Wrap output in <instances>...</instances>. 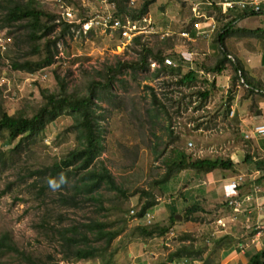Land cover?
<instances>
[{
  "label": "rangeland",
  "instance_id": "374dc122",
  "mask_svg": "<svg viewBox=\"0 0 264 264\" xmlns=\"http://www.w3.org/2000/svg\"><path fill=\"white\" fill-rule=\"evenodd\" d=\"M37 1L56 15L63 18L70 16L75 22H81L83 18L100 22L99 16L110 17L113 13V7L107 0H73L70 5L65 1L60 4L54 0ZM142 1L130 0L129 5L135 8ZM218 2L156 0L142 20L134 21L135 29L139 30L137 36L142 37L141 43H147L152 48L155 44L169 46L168 49L163 47V55L174 60L177 67L168 68L180 69L181 74L191 69L198 72L202 65L209 66L215 62L219 52L217 35L222 33L223 24L233 17L232 14L222 16L216 7ZM196 12L211 17L216 28L205 39L187 40L181 33L193 32L192 24L198 21L195 19ZM199 21L203 24V20ZM122 22L130 20L125 18ZM257 30L264 33V15L240 19L233 25L234 33L225 37L223 50L230 54L231 59L246 62L258 75L264 69L261 64L264 34L256 33ZM5 31L13 32L11 38L15 42L6 50L4 59L0 60V104L8 115L22 110L30 113L40 102V90L55 89V73L65 79L68 88H81L104 66L114 65L117 60L135 59L133 50L138 48L131 45L132 40L126 42L117 30L91 26L82 32L83 29L73 28L72 36L59 42L62 44L63 58L56 61L54 66L43 68H49L47 72L50 76L41 82L37 80L38 72L13 71L12 75L5 76V64L17 59L20 62L32 59L24 31ZM156 68H151L149 64L147 70L123 72L118 79L124 83L115 81L109 90L102 93V99L96 102L95 114L103 146L98 161L111 173L119 190L102 185L92 194L96 196L93 201L82 197L85 194L75 192L73 181L76 177L72 176L73 171L64 186L57 179L48 183L47 174L31 176V173L50 168L77 145L70 113H64L50 123L42 136L31 138L21 145H18V139L9 142L7 134L0 133V236L7 234L15 248L28 256L29 260L44 264L49 261L58 264H157L166 258L175 246L174 237L179 235L175 230L172 234L167 232L155 239L137 234L135 228L139 224L144 225L142 219L141 222L135 217L145 200L141 192L162 196L159 199L161 202L167 201L168 196H178L176 192L182 191L185 186V177L181 174L169 183V189L164 193L163 186L153 185L164 172L161 159L170 156L173 147L183 150L192 158H214L218 155L229 158L232 147L244 144L245 140L230 128L231 123L235 126V115L233 118L223 116L222 106L229 97H234V92L237 100L234 98L232 105H241L246 95L239 80L231 88L233 71L230 64L225 66L216 81L212 79V74L200 75L198 72L201 78L218 82V88L201 110H193L195 103L188 110L181 109L179 114L174 113L175 108H168L172 116V131L180 136L179 140L173 142L167 131L169 120L163 115L153 119L155 107L152 94L157 98H163L162 94L166 92H169V97L179 94L176 87L169 85L170 76L165 73L153 76ZM83 73H88L89 78L83 77ZM226 78H229L227 82ZM226 83L227 88L222 86ZM233 108L236 109V106ZM149 111L153 113L149 114ZM197 123L202 125L195 130ZM188 143L192 146H188ZM161 151L162 155L157 158V152ZM98 161L94 164L97 169L100 168ZM71 196H77L74 205L71 202L63 203L64 198L70 201ZM94 222L106 224V230L118 231L119 235L97 257L80 261L64 260L61 246L66 229ZM83 233L85 229L81 227L75 238H80ZM86 235L92 237V233ZM80 240L83 244V240ZM81 244L78 245L83 246ZM93 246L103 247L104 243H93ZM0 264L28 263L20 255L0 253Z\"/></svg>",
  "mask_w": 264,
  "mask_h": 264
},
{
  "label": "trees",
  "instance_id": "16d2710c",
  "mask_svg": "<svg viewBox=\"0 0 264 264\" xmlns=\"http://www.w3.org/2000/svg\"><path fill=\"white\" fill-rule=\"evenodd\" d=\"M61 1H65L67 5H70L73 0ZM107 1L113 7V19L123 20L127 18L132 22L142 20L147 14L149 6L156 2V0H143L138 7L134 8L129 5L130 0ZM0 14V30L7 29L8 31V29H13L24 31L32 59L21 62L18 59L13 60L9 62V66L14 72L20 71L27 73L38 72L42 68L50 66L53 63L56 44L63 38L72 36V28H81V25L89 20L88 18H83L78 25L68 24L62 20L60 15L51 12L37 0H0ZM232 16L231 20L223 24L222 33L217 35L216 42L219 47V52L215 58V62L209 66L202 65V69L199 71L203 72L204 75H219L225 69V66L230 64L233 71L230 82L231 88H233L237 80L243 81L242 84L248 87V89H245L246 96H250L256 92L264 97V88H262L260 83H255V81L248 77L243 62L238 58L231 59L229 57L230 54L225 49L223 50L225 37L234 33L233 25L240 19L246 18L239 14H233ZM258 32L263 33L260 30L256 31V33ZM8 33L11 37L13 32L9 31ZM141 40L142 37L138 36L133 38L131 42L133 47L138 46L137 49L133 50L136 55L135 59L127 61L117 60L114 65L104 66L102 71L95 72V76L84 83L81 88L79 86L68 88L65 79L55 73V89L40 90V102L32 108L30 113L22 110L8 115L0 104V133H6L9 142L18 139V145H21L24 141L31 138L42 136L46 127L64 113H70L72 117L73 123L71 127L76 133L77 145L63 159L53 163L50 168L42 172L37 171L31 173V176H45L47 174L48 183L50 181L54 182L57 179L64 186L65 183L69 182L71 171H73L72 176L76 177L73 181L75 192L85 194L86 196L82 197L92 201L96 197L92 196V194L102 185H106L112 190H119L114 183L111 173L98 161L103 152V146L101 131L95 114V106L96 102L102 99V93L109 90L115 81L120 84L124 83V81L118 79L123 72L130 70L134 73L140 70H147L151 61L159 66L155 69L153 76L158 77L161 73H165L168 77L170 76L169 85L176 87L179 94L177 97H169V92H166L162 94L163 98H157L155 94H152L155 107V114H152L153 119H157L160 115L166 117L170 122L169 128H167L170 141L173 142L180 139L179 134H175L172 131V116L170 115L169 109L175 108L174 113L179 114L181 109L188 110L195 103L193 110H201L214 93L215 82L201 78L198 74L199 71L197 72L196 70H189L181 74L180 69L173 70L168 68L164 64L166 56L163 55L162 50L166 46L155 44L154 48H152L147 43H141ZM13 45H15V42L12 38L10 47ZM168 47L167 45L166 48L168 49ZM261 64L264 65V56ZM83 77L89 78V74L83 73ZM169 85L167 81V86ZM148 89L152 92L151 88ZM231 100L232 98L229 97L222 106L223 116L225 118L229 112ZM165 102H167L168 106ZM148 113L151 114L153 112L149 111ZM201 125L197 123L195 130L199 129ZM170 151V156H164L161 159L164 172L159 176L157 181L153 182L154 186H163L162 188L164 190H162V193L169 189V183L176 180L181 172L191 171L196 178H199L214 170H229L233 167L229 158L221 155L214 158H192L179 148L173 147ZM161 155L162 151L157 152V158ZM97 161L100 164L99 169L94 167ZM258 164L264 169V162H258ZM61 177H63L62 181ZM141 194L145 197V200L135 214V217L139 220L143 219L146 213L156 204V197L150 192L142 191ZM176 194L183 196L180 190ZM75 197L77 196H71L69 198L70 201H66L64 198L63 203L71 202L74 205ZM195 211L197 209L193 206L188 210V214L191 215ZM175 215L176 212H173L168 217L171 224L176 221ZM81 227L85 229V233L81 234L80 238H75L79 235V229ZM135 231L143 238H151L153 236H164L167 229L159 228L157 225H138ZM88 232L92 233L91 238L86 235ZM118 235V231L106 230V224L99 222L66 229L63 235L64 244L61 246L64 252V260L80 261L97 257L98 253L103 251L105 247H108ZM186 237L188 236L180 238V241ZM80 239L83 240V244H81ZM98 242H103L104 246L94 247L93 243ZM79 243L83 246L78 245ZM186 251V248H180L172 256H179L181 252L186 253ZM0 253L20 255L28 264H44L43 262L35 263L34 260H29L30 258L28 256H24L22 252H19L7 234L0 236ZM46 264L58 263L49 261ZM248 264H264V248L255 254Z\"/></svg>",
  "mask_w": 264,
  "mask_h": 264
},
{
  "label": "crops",
  "instance_id": "0c3cea01",
  "mask_svg": "<svg viewBox=\"0 0 264 264\" xmlns=\"http://www.w3.org/2000/svg\"><path fill=\"white\" fill-rule=\"evenodd\" d=\"M243 64L248 77L264 88V69L257 75L253 67ZM212 75L213 80L220 76ZM222 86L228 87L227 83ZM243 86L244 90L248 89ZM235 94L230 101L235 126L231 123L230 128L245 141L232 147L228 155L232 169L214 170L199 178L191 171L181 172L185 177L183 196H168L167 201L161 202L162 196H156L155 206L142 219L143 226L157 225L171 234L174 230L178 232L179 236L174 237L175 246L157 264H248L264 248V234L255 236L254 231L256 225L264 223V169L258 164L264 162V135L251 133L254 126L264 125V97L256 92L250 96L245 93L241 105L237 106L231 104ZM234 179H240L235 190L229 187ZM193 206L197 211L190 215L188 210ZM173 212H176V221L171 224L168 217ZM184 236L188 237L180 241ZM183 247L186 253L172 256Z\"/></svg>",
  "mask_w": 264,
  "mask_h": 264
},
{
  "label": "built area",
  "instance_id": "2783aa9c",
  "mask_svg": "<svg viewBox=\"0 0 264 264\" xmlns=\"http://www.w3.org/2000/svg\"><path fill=\"white\" fill-rule=\"evenodd\" d=\"M83 1V0H80ZM55 3L60 4L61 0H54ZM112 6V5H111ZM216 7L219 9V12L222 16L229 15V14H239L243 15L245 17L250 16H261L264 15V0H219ZM197 13V12H196ZM63 21H65L68 24H76L78 25L79 22H75L71 20V18L65 17L63 18L60 16ZM97 18V17H95ZM98 19L100 22L91 19L86 22H84L81 25V28H79L82 32L87 31L89 27L91 26H99L103 27L104 29L109 30H117L120 33V36L125 39L126 42L133 40L135 36L139 34V30L135 29L134 22H122V20L119 19H113L112 15L110 14V17L108 15L105 16H99ZM196 20L192 24V33H181V36L187 40H196V39H205L207 38L216 28L214 20L209 17L205 16L203 14H198L195 17ZM199 20H203V24L200 23ZM207 21V22H206ZM71 32L73 33V28L71 29ZM4 34L6 36H4ZM138 37V36H137ZM12 44V38L7 34L5 29L0 30V60L4 59V54L6 50L9 49L10 45ZM60 58H63V49L62 44L57 43L55 48V54L53 57V63L50 65L54 66L56 64V61H58ZM164 64L167 67L176 68L177 63L172 60L171 58H165ZM6 68L4 70L5 76L12 75L13 71L11 70L9 64H5ZM151 68H156L157 64L155 62L150 63ZM49 68L41 69L38 71L37 80L44 82L48 79L50 76V73L47 72ZM227 117L232 118L233 117V111L230 109ZM251 133L254 135H264V125H257L254 126L251 130ZM249 136H246L248 138ZM188 146H192L191 143H188ZM240 179H234L229 183V187L235 190L239 184ZM234 204L237 206V202H234ZM147 224H149V221H147ZM255 236H261L264 234V223L260 225H256L254 228Z\"/></svg>",
  "mask_w": 264,
  "mask_h": 264
},
{
  "label": "clouds",
  "instance_id": "9594fccd",
  "mask_svg": "<svg viewBox=\"0 0 264 264\" xmlns=\"http://www.w3.org/2000/svg\"><path fill=\"white\" fill-rule=\"evenodd\" d=\"M63 180V177H61V181ZM52 182L50 181V184H51ZM53 186H55V185H53Z\"/></svg>",
  "mask_w": 264,
  "mask_h": 264
}]
</instances>
